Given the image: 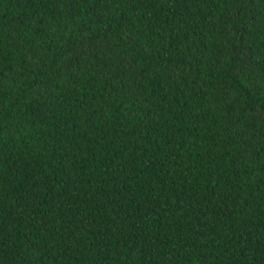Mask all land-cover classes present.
<instances>
[{
	"label": "trees",
	"instance_id": "16d2710c",
	"mask_svg": "<svg viewBox=\"0 0 264 264\" xmlns=\"http://www.w3.org/2000/svg\"><path fill=\"white\" fill-rule=\"evenodd\" d=\"M0 264H264V0H0Z\"/></svg>",
	"mask_w": 264,
	"mask_h": 264
}]
</instances>
